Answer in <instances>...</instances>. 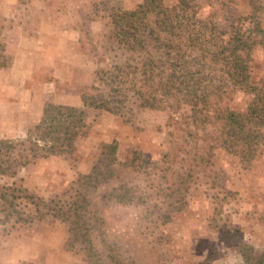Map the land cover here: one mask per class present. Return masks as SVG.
<instances>
[{"label": "rangeland", "instance_id": "374dc122", "mask_svg": "<svg viewBox=\"0 0 264 264\" xmlns=\"http://www.w3.org/2000/svg\"><path fill=\"white\" fill-rule=\"evenodd\" d=\"M144 1L64 0V8L82 12L75 23L76 36L71 33L75 44L50 46L47 42L46 56L39 62L40 76L26 78L14 64L30 59L28 52L32 50L33 55L37 47L15 46L11 44L15 36L31 39L45 34L57 38V34L40 29L37 22L43 20V15L33 9L37 1L3 0L2 5H8L10 11L0 17V67L5 70L0 74V139L25 140L29 130L41 122L47 104L83 107L80 98L96 84V71L124 63L129 57L113 38V8L131 10ZM188 1L195 6L193 11L178 12L180 0L164 3L175 15L187 17L195 13L228 32L241 19L254 14L255 5L256 9L264 7V0L255 5L253 0ZM91 6L93 12L85 13L84 9ZM257 16L264 27V12L259 11ZM155 19L150 16L151 27ZM150 49L153 53L154 48ZM262 81L264 49L257 46L253 52L252 83ZM33 88L39 92H32ZM252 98V94L239 89L221 105L244 113ZM185 113L190 114L189 107L176 114L169 109L142 108L132 94L122 99L118 112L88 109L89 131L79 138L74 153L31 155L30 162L16 167L13 174L0 175V187L22 188L68 208L81 189L77 185L79 176L91 172L105 144L116 142L122 166L109 183L87 192L90 221L99 226L92 239L104 264H214L223 257V249H235L241 255L242 244L253 247L254 254L260 255L264 251V146L249 164L218 147L211 165L192 185L186 206L181 212L171 213L168 222L162 216L166 208L155 196V188H146L148 184L157 187L158 176L127 167L134 152L161 161L182 139L172 115ZM202 142L192 141L190 147L201 148ZM120 186L145 188V193L154 196L148 206L104 197ZM17 205L12 208L0 199V264H91L81 246L72 248L66 223L51 216L41 219L27 200H18ZM98 219L104 221L103 226Z\"/></svg>", "mask_w": 264, "mask_h": 264}, {"label": "trees", "instance_id": "16d2710c", "mask_svg": "<svg viewBox=\"0 0 264 264\" xmlns=\"http://www.w3.org/2000/svg\"><path fill=\"white\" fill-rule=\"evenodd\" d=\"M193 8L188 0H180L177 11ZM254 9V14L241 19L228 32L195 13L187 17L175 15L164 0H145L131 10L113 8V38L129 57L124 63L96 71V84L81 96L83 107L47 104L41 122L29 130L25 140L0 139V175L13 174L16 167L30 162L31 155L74 153L79 138L89 131L88 109L118 112L122 99L129 94L138 99L142 108L169 109L176 114L189 107V115H172L182 139L161 161L134 152L127 164L133 171L158 176V186L148 184L146 188H155V196L166 208L162 216L168 222L171 213L184 209L192 185L211 165L218 147L249 164L264 146V81L252 83L254 49H264V27L257 16L264 7L256 9L255 5ZM150 16L156 18L154 27ZM239 89L253 96L244 113L221 105ZM200 139L201 148L190 147L192 141ZM117 152L116 142L102 147L91 172L79 176L77 185L81 189L68 208L13 186L0 187V199L12 208L18 206V200H27L41 219L51 216L66 223L72 248L79 245L91 264H104L92 239L99 226L90 221L87 192L115 178L122 166ZM153 196L137 186H120L104 195L135 206H148ZM98 223L104 225L101 219ZM240 252L246 264H264V251L256 255L253 247L242 244Z\"/></svg>", "mask_w": 264, "mask_h": 264}, {"label": "crops", "instance_id": "0c3cea01", "mask_svg": "<svg viewBox=\"0 0 264 264\" xmlns=\"http://www.w3.org/2000/svg\"><path fill=\"white\" fill-rule=\"evenodd\" d=\"M3 0H0V17L4 14H8L10 9L8 5H2L1 3ZM35 6L34 10H36L39 14L43 15V20H39L37 24H39L40 29L44 31H52L50 34H57V38L55 37H49L45 34H42L39 38H27L21 35L15 36V39L11 42V44H14L18 47H30V46H36L35 52H33V55H30L32 53V50L28 52V60H23L22 63H15L14 66H18L17 69H20L21 76L22 77H34V76H40V61H44L43 58L46 56V49L44 46H48L47 42L50 46H59V45H71L75 44V42L72 43L71 39L74 38L76 35V26L75 23L80 21L82 12L80 10H75L71 8H64V0H35ZM104 0H91L92 3L95 2H101ZM92 5V4H91ZM93 6V5H92ZM84 9L85 13L93 12V9ZM73 32V36H71V33ZM45 35L46 37H43ZM42 45V46H40ZM36 60V61H35ZM35 61V63H34ZM30 63V64H29ZM37 66H36V65ZM5 71L2 66L0 67V74L2 75V72ZM55 74L53 72L52 76ZM4 78V77H3ZM39 86V85H37ZM32 92H39V90H36L33 88ZM80 101L82 103V99L80 98ZM58 105H67V106H74V104L64 103V104H58ZM83 105V103H82ZM4 137V136H3ZM1 138V137H0Z\"/></svg>", "mask_w": 264, "mask_h": 264}, {"label": "clouds", "instance_id": "9594fccd", "mask_svg": "<svg viewBox=\"0 0 264 264\" xmlns=\"http://www.w3.org/2000/svg\"><path fill=\"white\" fill-rule=\"evenodd\" d=\"M224 255L221 259L214 261V264H243V257L235 249H223Z\"/></svg>", "mask_w": 264, "mask_h": 264}]
</instances>
